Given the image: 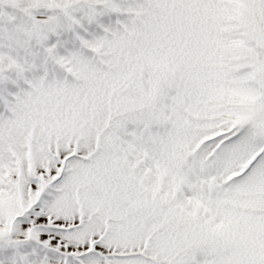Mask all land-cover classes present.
Instances as JSON below:
<instances>
[{
    "label": "snow or ice",
    "instance_id": "snow-or-ice-1",
    "mask_svg": "<svg viewBox=\"0 0 264 264\" xmlns=\"http://www.w3.org/2000/svg\"><path fill=\"white\" fill-rule=\"evenodd\" d=\"M0 264H264V0H0Z\"/></svg>",
    "mask_w": 264,
    "mask_h": 264
}]
</instances>
